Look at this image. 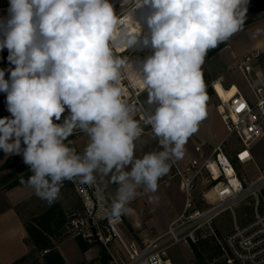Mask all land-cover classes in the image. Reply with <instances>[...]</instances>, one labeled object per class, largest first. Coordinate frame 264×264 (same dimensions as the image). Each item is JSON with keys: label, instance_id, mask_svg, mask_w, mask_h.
<instances>
[{"label": "clouds", "instance_id": "clouds-1", "mask_svg": "<svg viewBox=\"0 0 264 264\" xmlns=\"http://www.w3.org/2000/svg\"><path fill=\"white\" fill-rule=\"evenodd\" d=\"M247 4L135 0L136 7L153 10L144 44L154 53L135 80L156 105L144 122L161 149L137 158L135 141L144 129L122 87L129 60L117 55L137 43L140 26L131 14L117 16L109 0H10L0 50L8 49L15 68L10 81L0 70V92L7 93L11 113L0 118V150L22 155L32 175L21 183L52 204L65 180L91 186L96 174L109 177L118 187L110 208L101 211L114 217L127 211L139 187L155 193L169 161L183 158L188 138L206 116L205 58L241 29ZM66 109L69 115L57 123ZM76 129L89 137L82 154L65 143ZM97 195L104 199L100 189Z\"/></svg>", "mask_w": 264, "mask_h": 264}, {"label": "built area", "instance_id": "built-area-1", "mask_svg": "<svg viewBox=\"0 0 264 264\" xmlns=\"http://www.w3.org/2000/svg\"><path fill=\"white\" fill-rule=\"evenodd\" d=\"M259 58L258 53L247 54L238 66L253 98L249 100L239 91L227 101L219 98L217 112L226 127L227 138L208 157L192 159L185 170L173 163L185 204L181 215L169 224L166 232L141 245L135 240H126L122 235L125 222L122 214L114 217L101 211L111 205L104 186L98 180L90 186L75 178L68 181L80 202V209L68 217L70 238L89 248H100L108 264H174L172 250L181 245L190 247L200 237H214L218 241L222 264H264V167L257 166L253 154L254 147L264 139V78L261 71H254ZM146 59L139 61L130 57L128 67L122 69L125 99L136 106L135 118L144 129L138 140L154 136L151 126L144 122V117L149 115L142 101L147 91L135 80ZM10 74L5 73V80L10 81ZM252 75L256 80L251 79ZM205 90L208 97V89ZM0 100L7 101L6 92H0ZM231 137H235L238 147L229 154L227 143ZM196 152L200 153L201 148L197 147ZM244 153L247 155L242 158ZM233 157L242 166L253 164L258 175L248 181L232 164ZM98 189L102 191L103 200L98 199ZM246 204L254 211L251 220L242 224L237 214ZM98 212L102 218H98ZM224 214L231 215L233 227L229 235L218 239L213 225Z\"/></svg>", "mask_w": 264, "mask_h": 264}, {"label": "rangeland", "instance_id": "rangeland-1", "mask_svg": "<svg viewBox=\"0 0 264 264\" xmlns=\"http://www.w3.org/2000/svg\"><path fill=\"white\" fill-rule=\"evenodd\" d=\"M251 5L252 3L248 0V4L246 5L247 11L245 13L246 18L255 17L258 19L259 18L258 15H255L254 13L251 14L249 12ZM135 7H136L135 0H133L131 3L127 4L124 7L118 6L114 10V12L117 14V16L123 17L124 15H126L128 11L134 9ZM9 9H10V0H0V40H3L5 38L4 32L6 31L7 28V21L8 19H10ZM147 29H149V27H147ZM150 35H151V31L149 34L147 33L145 34V36L148 37L149 39H150ZM144 39L145 38L141 37L140 41L134 46V48H132L122 56L127 57L128 59L130 57H135L139 61H142L145 58H148L151 55H153L154 49L151 47L150 44L146 46L144 44ZM222 44H226V47L221 52H219L214 57L208 60L207 56L216 48L210 50L201 67V71L204 74L203 76L204 84L205 81H209L210 82L209 87L211 86L214 92L211 97L208 96L206 102L207 108L214 107L215 109V111H213L212 114L213 117H211V115H209L208 117L210 118L208 131H207L209 134L208 137L209 141L206 143L203 142L204 143L203 145L202 144L198 145V147L201 148V151L202 149H204L205 151H208V149L212 150V147L214 146L213 143L216 142L217 144L220 140H222L227 136L226 127L220 121L221 119L218 118L217 115L218 114L217 108L220 105V101H219V97L217 96L214 90L213 85L216 82H220L221 83L220 87L223 86L225 91H227L228 93H234L238 91L236 86H231V85H235V83L237 82V80L235 79L237 76L234 74L238 70L237 69L239 63L238 57H240L242 53H244V51L246 50H255L256 47L260 48L261 46H264V19L258 20L252 26L239 30L238 32L233 34L228 40L220 43L217 46V48ZM259 52L257 53L260 54V58L254 66V71L256 72L261 71L264 78V49H262V51ZM8 55H9V51L7 48L0 50V70H3L5 73L11 72V70L15 68V65L8 60ZM242 79L239 78L241 82H244L246 84L245 77H242ZM251 79L256 80L254 75H252ZM207 87L205 86V88ZM246 90L248 93H250L251 96L252 92L248 84L246 85ZM225 97H226V93H225ZM142 101L148 113L149 114L153 113L156 105L148 103V92L143 96ZM65 117H67V113H64L61 116L60 121L62 119L64 120ZM72 138H73L72 136H69L68 139L65 141V143L67 144L68 141H71ZM88 142H89V137L87 136V134H84V136L80 137V140L77 142V146L81 150V154L83 153ZM237 147L238 146L235 137H231L227 143L228 153L232 154L233 149ZM151 148L152 151L161 150L159 147L154 148V146H152ZM254 155L257 166L259 168H263L264 139L254 147ZM175 161L181 170H185V167L190 162V161L181 162L180 160H175ZM231 161L234 167L236 168V170L239 172V174L245 177L248 181L253 180L258 175V170L253 164H250L248 166H242L237 163L234 157L231 159ZM173 174H174V169L171 166L170 171L158 180L159 186L155 193H148L147 195H144L145 192L144 189L142 188V193L141 194L136 193L135 197L131 199L127 204V207H129L134 211L133 212L134 215H132L130 219L139 222L140 227L143 230H147V231L157 230L158 228L163 226V224L166 222L167 219H169L170 217H172L177 212L183 209V206L185 204V197L180 190L179 179L176 178L175 174L174 175ZM57 200L61 201V204L67 207L70 201L74 202L77 199L73 189L65 187L60 189L59 198ZM75 208L77 209L78 207L74 206L73 208H71L72 210L67 209L68 214H72L71 212L75 211L76 210ZM239 211L237 216L239 221L242 223L243 219ZM215 223H216V228H218L221 231L222 239H224L227 235L231 233L233 227L231 215L224 214L223 216L218 218L215 221ZM213 230L215 231L214 225H213ZM150 234L154 235L153 233ZM122 235L128 241L135 240L140 245L142 243L141 242L142 240L137 238L136 233L132 228H130V226H128V224H126V221L124 222V227L122 228ZM77 243H78L77 240L73 239L71 241H68L62 247L63 254L67 255L68 264H72L80 259V255L76 247ZM211 254L212 253H208V255ZM172 257L175 264H193L195 262L194 255L191 251V247L189 246L181 245L174 248L172 250ZM218 262L222 263V259L220 258L219 260L217 261L215 260L214 262L209 264H218Z\"/></svg>", "mask_w": 264, "mask_h": 264}, {"label": "crops", "instance_id": "crops-1", "mask_svg": "<svg viewBox=\"0 0 264 264\" xmlns=\"http://www.w3.org/2000/svg\"><path fill=\"white\" fill-rule=\"evenodd\" d=\"M262 49H264V46H261L260 48L256 47L255 50L244 51V53H242V55L238 57L239 58L238 66L241 64V61L245 55L251 54V53H257L259 51H262ZM238 66H237V69H238ZM234 75L237 76L235 78L237 82L235 83V85H231V86H236L238 91L242 95H244L247 99L251 100L253 96H252V93L250 96V93H248L246 90L247 82L245 84L244 82H241L239 80V78L242 79L244 75L239 70H237V72ZM224 92L226 93L227 99L234 96L237 93V92L228 93L227 91H225V89H224ZM213 111H215L214 107L206 108V116L199 123L197 132L194 133L192 136H190L187 140V143L185 144L184 156L182 159H180L181 162L190 161L191 159H195L198 157H202V158L208 157L212 153L211 151H213L215 147H217L227 138L226 136L225 138L220 140L217 144L216 142L213 143L214 146L212 147V150L208 149V151H205L204 149H202L200 153L196 152V147H198L199 144L203 145L204 143L209 141V138H208L209 134L207 131H208V125L210 122V118L208 117L209 115L213 117L212 115ZM65 113H67V116L69 115L68 110ZM4 117L11 118V113L7 110V101L0 100V118H4ZM218 118H220L219 115H218ZM63 121L64 120L62 119L61 121H56V122L63 123ZM84 134L86 133L80 131L79 129H76L73 135H71L73 138L71 139V141H68L67 143L69 147L75 148L78 154H81V150L78 148L77 142L80 140V137L84 136ZM135 145H136L135 154L137 158L142 157L145 153L151 152L152 146H154V148H157V147L160 148L158 140L154 136H151V135L146 136L141 140L135 141ZM21 147L22 148L25 147L23 142L21 144ZM1 151L2 150H0V152ZM2 153L4 154V159L10 156L8 154H5L3 151ZM18 157L20 159V164L24 165L27 170L26 172L16 176L14 179L23 178L25 174H29V176H31L32 173L30 172L29 166L24 163L22 155H18ZM4 159L0 160V165L4 162ZM174 162L176 163L174 158L170 160V164L173 167V169H174V166H173ZM12 171L13 169H8L5 172H2L0 174V178L3 177V175L10 174ZM174 174H175V171H174ZM96 180H98L104 186L110 198V201H112V199L115 196L118 185H116L115 183H111L109 177H101L99 174H96ZM10 183L11 181L8 182V184ZM142 188L143 186L139 187L137 189V193L141 194ZM180 190H181V186H180ZM147 194L148 193H145L144 195H147ZM37 197L38 196L35 194L34 189L28 186L27 183L21 184L9 190L5 188V185L0 187V264H13L17 260L26 256L32 250V246L30 245V243H28V235L23 225V219L18 214V208L25 203L34 201V199H36ZM58 202H60L61 204V201H58ZM38 205L39 204L35 202L31 206L35 210V208H37ZM77 205L80 206V202L78 199L75 200L74 202L70 201L67 207L64 205L62 206L66 211H68L74 206L79 207ZM126 208H127V211L122 213V216L124 217V221H126V224H128V226H130V228L134 230V232L137 235V238L142 240L141 242H145V241H150L151 239L166 232L169 224L173 220H175L179 215H181V213L183 212L184 206L181 211L177 212L175 215L167 219L166 222L163 224V226L158 228L155 231L143 230L140 227L139 222H136L130 219V217L134 215L133 213L134 211L130 209L129 207H127V205H126ZM150 233H153L154 235ZM71 240L73 239H68L67 241H65L58 247V251L64 259V264H68V262H67V255L63 254L62 252V247L68 241H71ZM76 247L80 255V259L72 264H103L104 255L100 248L98 247L89 248L88 251L83 252L80 246L78 245V243L76 244Z\"/></svg>", "mask_w": 264, "mask_h": 264}, {"label": "trees", "instance_id": "trees-1", "mask_svg": "<svg viewBox=\"0 0 264 264\" xmlns=\"http://www.w3.org/2000/svg\"><path fill=\"white\" fill-rule=\"evenodd\" d=\"M252 5L249 12L258 15L259 18L244 16V23L240 30L254 25L258 20L264 19V0H249ZM204 76V74H203ZM210 82L205 81V86L208 89V96L213 95V90ZM207 108V104H206ZM254 154V149H253ZM255 156V155H254ZM4 159V154L0 152V160ZM8 169H13V171L4 175L0 178V187L5 185L6 189H12L21 185V178L14 179L19 174L26 172L24 165L20 164V159L18 155H10L4 162L0 165V174ZM29 174H25L23 179L27 181ZM11 181L10 184L8 182ZM25 184V183H24ZM72 188L68 180L63 182L61 188ZM264 201V191L262 193ZM38 203V207L34 208L31 206L34 203ZM76 209V208H75ZM80 209V206L71 213H75ZM72 210V209H71ZM240 210V211H239ZM238 211L243 219V224L248 223L253 216V207L251 205H244ZM262 210H264V202L262 204ZM18 214L23 219V225L28 235V243L32 246V250L23 258L17 260L13 264H64V259L58 251V247L70 238V234L67 232L68 214L60 202L55 201L52 204H48L46 201L37 197L32 202L23 204L18 208ZM215 234L218 239H222L221 231L216 228V223H214ZM79 246L83 252L88 251L89 247L83 242L77 240ZM191 251L194 255L195 262L193 264H209L215 260L221 258L222 252L218 244V241L214 237H200L196 244L190 246ZM47 252V254H44ZM208 253H212L208 255ZM172 256V254H171ZM173 259V257H172ZM174 261V260H173ZM103 264H108L105 256H103ZM175 264V262H174ZM218 264H222L219 263Z\"/></svg>", "mask_w": 264, "mask_h": 264}, {"label": "bare ground", "instance_id": "bare-ground-1", "mask_svg": "<svg viewBox=\"0 0 264 264\" xmlns=\"http://www.w3.org/2000/svg\"><path fill=\"white\" fill-rule=\"evenodd\" d=\"M132 1L133 0H109V2L113 5V9L114 10L118 6H123L124 7L127 4L131 3ZM152 11L153 10H152L150 5H141L140 7H135L134 9H131L130 11H128L126 13V15L130 13L133 23L134 24H138L140 26V34L138 36L137 43L140 41L141 37H143V38L146 37L145 36L146 33L147 34L150 33V29H147V27H149L148 24H147V18L152 14ZM133 27H135V25H133ZM135 45L129 47L127 50H129L130 48L134 47ZM126 51H124V52H126ZM124 52H117V54H122ZM220 84H221L220 82L214 83V85H213L214 90H215L217 96H219V98H221L224 101H227V100H229V98L226 100L224 89L222 90V88H221L222 86L220 87Z\"/></svg>", "mask_w": 264, "mask_h": 264}, {"label": "water", "instance_id": "water-1", "mask_svg": "<svg viewBox=\"0 0 264 264\" xmlns=\"http://www.w3.org/2000/svg\"><path fill=\"white\" fill-rule=\"evenodd\" d=\"M226 47V44H222L221 46H219L218 48H216L215 50H213L208 56L207 59H211L212 57H214L216 54H218L219 52H221L224 48Z\"/></svg>", "mask_w": 264, "mask_h": 264}, {"label": "snow or ice", "instance_id": "snow-or-ice-1", "mask_svg": "<svg viewBox=\"0 0 264 264\" xmlns=\"http://www.w3.org/2000/svg\"><path fill=\"white\" fill-rule=\"evenodd\" d=\"M241 107H243V105H241ZM247 155V153H244L243 155H242V158H243V156H246Z\"/></svg>", "mask_w": 264, "mask_h": 264}]
</instances>
